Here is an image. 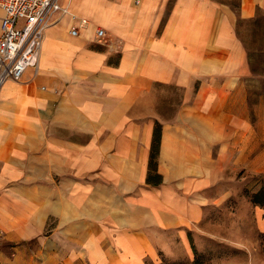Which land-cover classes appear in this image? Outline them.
<instances>
[{
  "label": "crops",
  "instance_id": "1",
  "mask_svg": "<svg viewBox=\"0 0 264 264\" xmlns=\"http://www.w3.org/2000/svg\"><path fill=\"white\" fill-rule=\"evenodd\" d=\"M58 2L0 88V264L155 262L222 167L264 182V0Z\"/></svg>",
  "mask_w": 264,
  "mask_h": 264
},
{
  "label": "rangeland",
  "instance_id": "2",
  "mask_svg": "<svg viewBox=\"0 0 264 264\" xmlns=\"http://www.w3.org/2000/svg\"><path fill=\"white\" fill-rule=\"evenodd\" d=\"M220 171L216 192L228 194L212 198L217 203L206 206L197 223L162 231L149 264H264V234L255 217V209L264 208L253 201L263 179L243 168Z\"/></svg>",
  "mask_w": 264,
  "mask_h": 264
},
{
  "label": "built area",
  "instance_id": "3",
  "mask_svg": "<svg viewBox=\"0 0 264 264\" xmlns=\"http://www.w3.org/2000/svg\"><path fill=\"white\" fill-rule=\"evenodd\" d=\"M0 8L4 12L0 26L1 88L6 80L18 81L27 68L38 66L45 31L55 21L53 14L68 12L58 0H0ZM86 24L87 19H79L69 33L76 35L78 28ZM105 33L103 28H96L97 38Z\"/></svg>",
  "mask_w": 264,
  "mask_h": 264
},
{
  "label": "trees",
  "instance_id": "4",
  "mask_svg": "<svg viewBox=\"0 0 264 264\" xmlns=\"http://www.w3.org/2000/svg\"><path fill=\"white\" fill-rule=\"evenodd\" d=\"M157 150V142L153 143V151ZM263 192L259 193L256 192L253 196V201L256 203H259L261 206L264 208V189L262 190Z\"/></svg>",
  "mask_w": 264,
  "mask_h": 264
},
{
  "label": "bare ground",
  "instance_id": "5",
  "mask_svg": "<svg viewBox=\"0 0 264 264\" xmlns=\"http://www.w3.org/2000/svg\"><path fill=\"white\" fill-rule=\"evenodd\" d=\"M45 37V36H44ZM42 45H43V42H42Z\"/></svg>",
  "mask_w": 264,
  "mask_h": 264
}]
</instances>
